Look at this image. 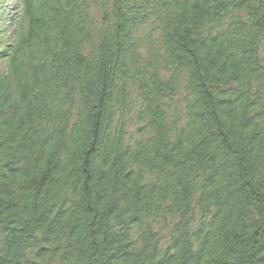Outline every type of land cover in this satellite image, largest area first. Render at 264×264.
Here are the masks:
<instances>
[{"label":"trees","instance_id":"trees-1","mask_svg":"<svg viewBox=\"0 0 264 264\" xmlns=\"http://www.w3.org/2000/svg\"><path fill=\"white\" fill-rule=\"evenodd\" d=\"M2 3L0 264H264V0Z\"/></svg>","mask_w":264,"mask_h":264},{"label":"rangeland","instance_id":"rangeland-1","mask_svg":"<svg viewBox=\"0 0 264 264\" xmlns=\"http://www.w3.org/2000/svg\"><path fill=\"white\" fill-rule=\"evenodd\" d=\"M3 3H2V10H3V13L4 14H7L8 11H9V6L15 1V0H2ZM262 53H264V48H263V51ZM182 93V92H181ZM183 94V93H182ZM182 94H179V96L175 99V102L177 104V107L180 106L181 104V100L182 98L180 96H182ZM134 132H135V129L134 128H130V132H129V135H130V139H133L134 138ZM158 229L161 230L162 234H166V230L165 228H163V224L161 223L159 226H158Z\"/></svg>","mask_w":264,"mask_h":264}]
</instances>
